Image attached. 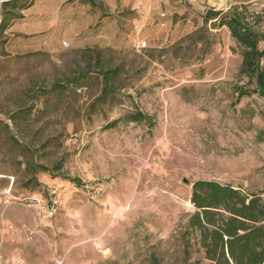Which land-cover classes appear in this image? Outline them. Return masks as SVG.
<instances>
[{
    "label": "rangeland",
    "instance_id": "rangeland-1",
    "mask_svg": "<svg viewBox=\"0 0 264 264\" xmlns=\"http://www.w3.org/2000/svg\"><path fill=\"white\" fill-rule=\"evenodd\" d=\"M98 1L36 0L16 43L0 37V264H210L192 184L264 191V97L238 98L241 49L204 17L264 14V0ZM88 49L123 70L102 106ZM136 111L147 121L128 122ZM54 186L66 194L49 218L36 199Z\"/></svg>",
    "mask_w": 264,
    "mask_h": 264
},
{
    "label": "trees",
    "instance_id": "trees-1",
    "mask_svg": "<svg viewBox=\"0 0 264 264\" xmlns=\"http://www.w3.org/2000/svg\"><path fill=\"white\" fill-rule=\"evenodd\" d=\"M36 0H8L2 2L4 16L0 23V37L10 24L29 9ZM78 2L91 9L101 8L98 0H69ZM9 18H6V17ZM7 19V20H6ZM212 22V27H226L231 38L241 49L242 63L240 78L247 84L238 88V98L258 95L264 97V14L250 11L249 5H236L227 11L209 10L204 17V25ZM6 42V41H5ZM96 61L102 90L97 105H105L114 100L120 91L122 68L104 66L102 51L88 49ZM85 76L75 78L69 85H79ZM57 92L64 93L66 86L57 85ZM47 97V96H44ZM26 112L21 113L26 119ZM147 116L140 111L129 114L126 120L143 123ZM16 122V118H11ZM121 120L110 123L106 129H114ZM17 142V141H16ZM18 143V142H17ZM34 164V163H33ZM35 165V164H34ZM36 171H48L45 166L35 165ZM82 185L77 179L72 180ZM191 203L195 207L189 227L198 234L199 243L204 251V259L210 264H264V191L260 194H245L229 185L216 181L200 180L192 184ZM184 264H201V261Z\"/></svg>",
    "mask_w": 264,
    "mask_h": 264
},
{
    "label": "built area",
    "instance_id": "built-area-1",
    "mask_svg": "<svg viewBox=\"0 0 264 264\" xmlns=\"http://www.w3.org/2000/svg\"><path fill=\"white\" fill-rule=\"evenodd\" d=\"M65 194L66 190L64 188L54 186L49 191V199L47 201V204H45V200L42 197L36 199V203L45 208V212L47 213L49 218H54L59 211Z\"/></svg>",
    "mask_w": 264,
    "mask_h": 264
},
{
    "label": "crops",
    "instance_id": "crops-1",
    "mask_svg": "<svg viewBox=\"0 0 264 264\" xmlns=\"http://www.w3.org/2000/svg\"><path fill=\"white\" fill-rule=\"evenodd\" d=\"M15 27H16V20L13 21L9 28L7 29V31L5 32L4 35H7L8 37V40H7V46L9 45H12V43H16V30H15Z\"/></svg>",
    "mask_w": 264,
    "mask_h": 264
}]
</instances>
